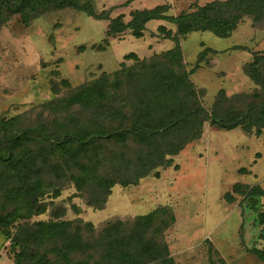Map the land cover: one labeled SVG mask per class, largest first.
Wrapping results in <instances>:
<instances>
[{
    "label": "rangeland",
    "instance_id": "374dc122",
    "mask_svg": "<svg viewBox=\"0 0 264 264\" xmlns=\"http://www.w3.org/2000/svg\"><path fill=\"white\" fill-rule=\"evenodd\" d=\"M91 1L98 13L109 12L112 17L123 14L127 22L136 9L166 4L168 14L177 15L215 0ZM249 2L254 9L251 13H243L238 7L226 10L228 15L239 16L228 37L216 36L209 30L180 37L183 60L173 66L175 71H191L200 53L209 48L205 60L190 75L200 90L201 104L209 112L219 98L220 113L239 117L264 99V10H255L258 0ZM108 24V20H97L68 7L50 8L28 23L22 14L7 12L1 3L0 123L15 119L12 129L17 132L43 122L59 132L78 123L108 130L126 125L128 121L123 124L120 117L113 119L111 112L115 109L130 113L136 107L138 96L128 92V87L124 92L109 89L111 98L103 113L75 106L66 114H55L42 106L105 73L113 81L116 71L137 65L133 58H125L127 54L135 52L141 59H149L175 46L173 40L158 31L162 24L177 31V26L166 20L149 21L142 37L128 30L107 37ZM1 140L0 130V151ZM145 149L130 135L124 142L99 140L69 163H60V155H51L38 193V200L46 203L44 211L30 210L14 198L16 195L9 189H16L19 182L4 184L0 189V264H15L22 251L21 264H43L41 255L53 263L65 262L54 242H43L38 237L40 223L71 221L84 239H92L108 223L123 220L121 230L111 233L110 239H115L116 233L129 235L137 217L153 212L156 213L146 235L166 243L178 264H264L250 252L254 247L264 249V239L260 238L264 193L257 191L247 198L234 193L231 203L225 198L236 183L264 190V133H258L257 127L248 133L242 126L227 130L206 122L201 138L188 143L173 157L170 166L154 170L136 185L115 183L107 190L106 203L100 206L102 195L94 188L95 175L108 174L120 181L114 171L129 159H137ZM78 163L99 170L98 174L95 169L87 171L90 179L81 183L82 188L77 178L87 176ZM37 179L36 174L29 181ZM239 189L246 191L244 186ZM57 190L59 195L55 196ZM71 259L96 263L101 252L76 251L71 253ZM146 264L161 263L153 260Z\"/></svg>",
    "mask_w": 264,
    "mask_h": 264
},
{
    "label": "trees",
    "instance_id": "16d2710c",
    "mask_svg": "<svg viewBox=\"0 0 264 264\" xmlns=\"http://www.w3.org/2000/svg\"><path fill=\"white\" fill-rule=\"evenodd\" d=\"M1 3L4 4L7 12L22 14L28 23L50 8L68 7L82 10L97 20L109 21L106 29L107 37L126 30L135 37H142L146 24L151 20H166L177 26L175 33L166 25L162 24L158 27V31L164 38L175 42L173 48L149 59H141L135 52L127 54L125 58H133L137 65L130 69L123 67L120 71H116L113 81L109 74L105 73L92 82L83 83L69 95L57 97L42 104L44 108L55 114H66L75 106L103 113L105 103L111 98L109 89L124 92L125 87H128V92L138 96L136 107L130 113L115 109L111 112L113 119L120 117V122L123 124L128 121L121 128L92 129L78 123L74 128L59 132L51 129L47 122H43L17 132L12 129L16 123L15 119L0 123L2 132L0 189L8 182H19L16 189H7L12 190L16 195L14 198L23 201L24 206L30 210L36 208L44 211L46 209V203L38 200V193L41 189V176L51 162V155H60V163H69L80 153H86L90 146H94L99 140L124 142L130 135L142 147L145 146L146 149L141 156L135 160L129 159L125 165H121L114 171L120 181L108 174L100 177L95 175L97 184L94 188L102 195L98 200L99 205L102 206L106 203L108 188L115 183L136 185L140 179L149 176L154 170L170 166L173 163V157L179 154L188 143L201 138L206 122L227 130L242 126L248 133L257 127L258 133H264V99L251 105L245 114L239 117L220 113L219 98L210 112L201 104L200 90L195 88L190 75L199 63L205 60L206 51L209 48L200 53L197 65L191 71L180 72L173 68L175 64L180 65L183 60L180 37L204 30H209L219 37H228L236 28L239 16L228 15L226 10L238 7L243 13H251L254 9L249 0H215L199 6L194 11L177 15L168 14V5H157L153 8L136 9L127 22L124 21L123 14L112 17L109 12L98 13L91 0H0ZM259 9L264 10V0H258L255 10ZM64 83L68 81L64 80ZM253 108H256V111L253 112ZM162 109L163 112H161ZM30 143L36 145L31 147ZM19 152L24 153L19 154ZM78 165L87 176L77 178L78 187L82 188L81 183L90 179L87 171H93L95 168L91 169L87 164L78 163ZM4 169L7 170L4 171ZM94 172L98 174L99 170L96 168ZM36 174L38 179L30 183L29 179H33ZM158 174L159 171L156 172V175ZM243 186L246 188L245 192L239 189ZM257 191L260 194L264 193L260 186L249 187L236 183L233 191L225 194V198L231 203L234 193L244 194L247 198L254 196ZM57 195H59L58 190L55 196ZM155 213L137 217L130 234H113L115 239H110L111 233L121 230L122 225L125 224L123 220L108 223L99 236L92 239H84L81 232L77 230V226L72 227L71 221L40 223L41 232L38 237H42L43 242H54V248L58 249V255L63 257L65 262L53 263L48 259L45 260L44 255H41L39 260L45 261L43 264H146L153 260L161 264H178L170 255L166 243L146 235ZM262 215L264 216V212ZM29 216L30 214L27 215ZM13 219L8 222H12ZM262 223L260 238L264 239V219ZM241 232L243 237V225ZM27 234L28 230L25 235ZM31 234L34 233L31 232ZM89 249H100L101 259L98 262L92 263L89 259H71L72 252ZM250 252L264 261V249L254 247L250 249ZM22 253L23 251L15 264H21Z\"/></svg>",
    "mask_w": 264,
    "mask_h": 264
}]
</instances>
